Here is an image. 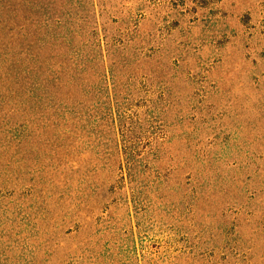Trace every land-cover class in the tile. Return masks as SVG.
Listing matches in <instances>:
<instances>
[{
	"label": "rangeland",
	"instance_id": "374dc122",
	"mask_svg": "<svg viewBox=\"0 0 264 264\" xmlns=\"http://www.w3.org/2000/svg\"><path fill=\"white\" fill-rule=\"evenodd\" d=\"M8 1L0 0V14ZM31 1L36 48L44 51L53 0ZM102 9L111 19V31L129 47L133 71L118 77L122 92L112 88L108 99L100 89L101 132L119 122L116 115L108 119L106 108L116 112L122 104L132 123L129 141L147 157L158 185L166 228L143 231L138 248L170 257L184 251L178 241L220 238L217 264H264V0H106ZM2 48L0 80L6 65ZM106 145L102 136L33 145L29 159L37 172L31 182L52 177L68 155V164L79 169L63 190L66 213L47 219L44 230L52 233L47 259L37 264H117L109 248L112 237L101 234L108 214L94 206L100 181L88 165L97 151L112 153ZM23 156L20 148L17 159ZM3 209L0 224L11 223L16 230L10 231L8 248L0 250L1 264H31L32 221L44 209L37 213L30 205L20 210L0 203ZM118 220L124 230L130 225L123 216ZM4 227L0 233H6ZM167 229L177 234L176 243ZM14 241L20 248L10 251ZM18 251L26 258L15 263Z\"/></svg>",
	"mask_w": 264,
	"mask_h": 264
},
{
	"label": "trees",
	"instance_id": "16d2710c",
	"mask_svg": "<svg viewBox=\"0 0 264 264\" xmlns=\"http://www.w3.org/2000/svg\"><path fill=\"white\" fill-rule=\"evenodd\" d=\"M11 1L0 14V41L3 42L0 46L6 64L5 76L0 80L4 88L0 92V203L5 207L20 206V210L30 205L37 213L44 209V214L32 221L35 232L29 262L37 264L47 259L52 235L44 230L50 224L47 219L52 213L66 211L63 190L79 175L75 161L70 162L76 165L68 164L67 159H71L68 155L57 161L52 177L45 182L39 177L35 183L31 182L32 174L37 172V166L29 159L33 145L39 141L42 144L55 140L75 142L82 137L102 136L112 153L97 151L88 165L100 181L94 206L108 214L105 232L101 234L112 237L109 248L115 252L117 264L122 258H125L124 264H217L220 253L215 249L219 250L220 238L201 236L176 243L177 234L167 229L170 240L184 246V251L170 257L152 256L151 251L144 253L143 245L137 246L143 231L149 234L153 228L165 227L161 202L156 195L158 185L153 182L147 157L137 154L129 141L132 123L124 106L119 105L116 112L112 107L106 108L108 119L116 115L119 121L103 128L104 132L108 131L106 140L98 121L100 89L107 91L108 99L110 89L122 92L124 87L118 77L133 71L129 47L111 31V19L102 9L106 0H53L52 25L44 51L36 48L32 1L16 0L14 5ZM12 7L16 10L17 24L16 18L11 19ZM20 148L26 156L22 161L17 159ZM45 184L47 187H41ZM4 209L0 210V216ZM119 216L130 223L127 229L121 227ZM8 224H0L1 228L7 227L6 233H0V250L7 247L10 234L16 230ZM19 244L10 243L9 250H19ZM19 253L15 263L26 258L24 251ZM2 256L0 264L5 263ZM8 258L15 260L14 255Z\"/></svg>",
	"mask_w": 264,
	"mask_h": 264
}]
</instances>
